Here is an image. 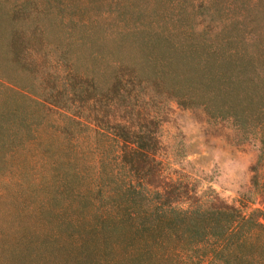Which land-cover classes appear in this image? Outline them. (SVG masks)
<instances>
[{
    "label": "rangeland",
    "instance_id": "374dc122",
    "mask_svg": "<svg viewBox=\"0 0 264 264\" xmlns=\"http://www.w3.org/2000/svg\"><path fill=\"white\" fill-rule=\"evenodd\" d=\"M200 1L209 17L211 0H0V17L14 18L16 47L0 64V108L15 113L14 130L0 139V264L71 263L67 235L78 237L86 218L95 222V177L116 149L92 114L112 120L119 110L111 100L101 106L97 94L108 93L115 68L140 58L133 32L189 31ZM144 92L155 103L148 109L163 114L164 178L185 179L201 198L215 195L245 213L264 208V165L253 184L257 140L178 105L154 81Z\"/></svg>",
    "mask_w": 264,
    "mask_h": 264
},
{
    "label": "trees",
    "instance_id": "16d2710c",
    "mask_svg": "<svg viewBox=\"0 0 264 264\" xmlns=\"http://www.w3.org/2000/svg\"><path fill=\"white\" fill-rule=\"evenodd\" d=\"M211 4L206 18L204 4L196 5L198 19L189 31L133 32L140 58L115 68L109 94H97L101 106L111 100L119 110L112 120L92 114L93 125L116 149L108 170L95 177L101 189L95 222L86 218L78 237L73 229L67 235L75 251L68 253L69 264H264V208L245 213L215 195L201 198L185 179L164 178L157 156L163 114L159 106L148 109L155 104L144 92L150 81L172 90L178 105L227 122L244 141L257 140L258 185L257 169L264 165V0ZM6 17H0V64L16 49L14 18ZM14 116L0 108V139L14 130L7 126Z\"/></svg>",
    "mask_w": 264,
    "mask_h": 264
}]
</instances>
